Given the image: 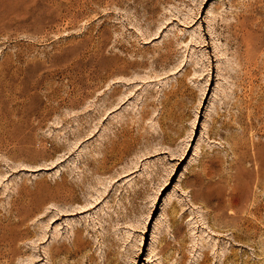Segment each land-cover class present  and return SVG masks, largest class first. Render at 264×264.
I'll return each mask as SVG.
<instances>
[{
    "label": "rangeland",
    "instance_id": "obj_1",
    "mask_svg": "<svg viewBox=\"0 0 264 264\" xmlns=\"http://www.w3.org/2000/svg\"><path fill=\"white\" fill-rule=\"evenodd\" d=\"M0 264H264V0H0Z\"/></svg>",
    "mask_w": 264,
    "mask_h": 264
}]
</instances>
